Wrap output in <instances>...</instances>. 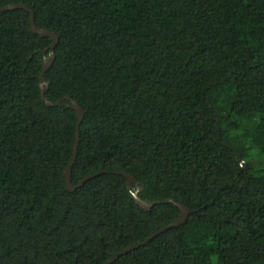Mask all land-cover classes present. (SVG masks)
<instances>
[{
	"label": "trees",
	"instance_id": "trees-1",
	"mask_svg": "<svg viewBox=\"0 0 264 264\" xmlns=\"http://www.w3.org/2000/svg\"><path fill=\"white\" fill-rule=\"evenodd\" d=\"M12 4L58 41L0 11V264H104L177 202L111 264H264V0Z\"/></svg>",
	"mask_w": 264,
	"mask_h": 264
},
{
	"label": "water",
	"instance_id": "water-1",
	"mask_svg": "<svg viewBox=\"0 0 264 264\" xmlns=\"http://www.w3.org/2000/svg\"><path fill=\"white\" fill-rule=\"evenodd\" d=\"M9 9H24L26 10L29 15H30V30L32 32H35V33H39L40 36H47L51 39V44L48 48L46 49H49V50H52L57 41H58V37L57 35L54 33V32H51L47 29H43V28H37L35 25H34V16H33V13H32V10L30 8H28L26 5L24 4H12V5H8V6H4V7H0V11H5V10H9ZM53 61V56L50 55V56H47L43 59V62H42V71H41V74H40V77H39V81L40 83L43 85L44 84V77H43V74L45 73V71L49 68V66L51 65ZM46 89V86H41V99L45 102V104L47 106H55L57 104H59L61 102L62 99L58 100L57 102H51V101H48L46 98H45V95H44V91ZM66 99H68L70 101V104L69 106L74 109V111L76 112V115H77V123H76V130H75V139H74V145H73V149H72V155L70 157V161L64 171V181H65V187H66V190L68 191H73L76 186L72 185L71 182H70V169L75 161V157H76V151H77V145H78V141H79V127H80V122H81V119H82V113L80 111V107L78 106L77 102L75 100H71L69 97H65ZM117 174H120L122 176H124L126 179H127V187H131L132 184H137V181L136 179L128 172L126 171H117L116 172ZM99 172L97 173H94V174H91V175H88V176H85L78 184L77 186H80L82 185L86 180L98 175ZM138 191V190H137ZM137 191H134L132 194H133V197L135 199V202L139 205L140 208L144 209V210H148L150 209L154 204L158 203L159 201H154V202H148L146 200H142L139 198V196L136 194ZM176 206L178 207L179 209V215L178 217L172 221L171 223H169L168 225H165L163 226L162 228H160L159 230H157L156 232L150 234L146 239L145 241L143 242H140V243H137L135 245H132V246H129V247H126L122 250H120L116 255H114L113 257H111L110 259H108L107 261H105L104 264H111L112 262H114L120 255L122 254H125L126 252L130 251V250H133L139 246H142L144 245L146 242H148L150 239H152L153 237L157 236L159 233H161L162 231L168 229L169 227H172L174 225H178V224H181L183 222H185L186 218H187V215H188V208L182 204V203H179L177 202L176 203Z\"/></svg>",
	"mask_w": 264,
	"mask_h": 264
},
{
	"label": "rangeland",
	"instance_id": "rangeland-1",
	"mask_svg": "<svg viewBox=\"0 0 264 264\" xmlns=\"http://www.w3.org/2000/svg\"><path fill=\"white\" fill-rule=\"evenodd\" d=\"M249 122H250V120H248V119H243V120L241 121V123H240V126H241V127H245V126L249 125ZM253 152H254V153H252V154H253V155H256V157H257V161L255 160L256 163H258V161L260 162V161L262 160L261 158L264 157V154H259V153L257 154V151H256L255 149H253ZM253 163H255V162L253 161ZM130 188H133L134 191L139 190V187H138L137 184H132Z\"/></svg>",
	"mask_w": 264,
	"mask_h": 264
}]
</instances>
